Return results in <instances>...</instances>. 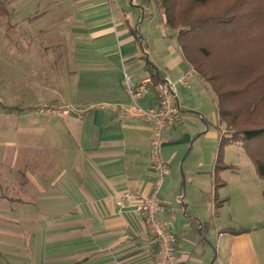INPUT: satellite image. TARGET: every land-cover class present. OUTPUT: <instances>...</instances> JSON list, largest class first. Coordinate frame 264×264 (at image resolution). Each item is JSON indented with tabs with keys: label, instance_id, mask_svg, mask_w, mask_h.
I'll return each mask as SVG.
<instances>
[{
	"label": "crops",
	"instance_id": "0c3cea01",
	"mask_svg": "<svg viewBox=\"0 0 264 264\" xmlns=\"http://www.w3.org/2000/svg\"><path fill=\"white\" fill-rule=\"evenodd\" d=\"M36 5L37 21L47 23L31 37L47 42L55 65L31 77L28 94L16 88V104L0 101L23 121L0 140V264L153 263L156 248L134 205L115 203L125 191L148 194L156 180L151 122L123 113L132 104L125 82L149 76L146 60L173 85L181 111L161 135L169 173L157 192L158 218L173 222L178 263L264 264L255 210L248 224L227 215V202L215 211L214 196L226 197L215 180L226 184L236 174L244 196L243 177L215 171L224 131L216 97L185 61L163 16L156 19L141 0ZM137 103L152 106L154 89ZM48 104L73 112L59 118L36 110ZM229 227L249 231L222 230Z\"/></svg>",
	"mask_w": 264,
	"mask_h": 264
},
{
	"label": "trees",
	"instance_id": "16d2710c",
	"mask_svg": "<svg viewBox=\"0 0 264 264\" xmlns=\"http://www.w3.org/2000/svg\"><path fill=\"white\" fill-rule=\"evenodd\" d=\"M9 0H0V10ZM153 1L173 32L185 61L216 97L217 113L224 123L215 171L236 170L224 164L220 148L240 143L257 175L264 180V0H141ZM145 10V9H144ZM145 68L153 83L161 80L152 64ZM225 185L215 180V187ZM215 211L228 197L214 196ZM231 234L246 227L222 229Z\"/></svg>",
	"mask_w": 264,
	"mask_h": 264
},
{
	"label": "rangeland",
	"instance_id": "374dc122",
	"mask_svg": "<svg viewBox=\"0 0 264 264\" xmlns=\"http://www.w3.org/2000/svg\"><path fill=\"white\" fill-rule=\"evenodd\" d=\"M40 0H9L0 10V101L16 104L14 99L15 90L28 94L29 83L36 73L38 77H44L42 72L48 71L47 65L51 63L49 49L45 51L46 41L42 37H31L39 27V24L47 21H37L36 8ZM148 11L156 19L161 12L153 1L148 3ZM52 20V19H51ZM19 32L23 33L18 38ZM177 48V46H175ZM178 50V48H177ZM19 104V103H17ZM11 109V110H10ZM6 109L0 102V140L5 136L13 137L15 126L22 122L18 117V110L13 106ZM32 111L24 109V113ZM213 113L211 104L208 109ZM224 129V123H223ZM220 158L236 166L243 185H245V195L238 192L236 174H230L227 183L223 186L222 194L228 197L227 215H235L248 224L250 222V211L255 210L260 217L258 224L259 238L264 244V180L260 178L255 170L254 163L238 142L224 143L220 148ZM225 155V157H224ZM245 203V205H243ZM230 216V217H231ZM229 217V216H228Z\"/></svg>",
	"mask_w": 264,
	"mask_h": 264
},
{
	"label": "built area",
	"instance_id": "2783aa9c",
	"mask_svg": "<svg viewBox=\"0 0 264 264\" xmlns=\"http://www.w3.org/2000/svg\"><path fill=\"white\" fill-rule=\"evenodd\" d=\"M125 85L132 104L124 108L123 113L151 122V158L156 172V180L148 194L135 197L130 192L125 191L115 196V203L120 209L134 205L135 211L141 217L156 248L152 264H179L173 222L171 219H160L157 216L159 210L157 192L169 173L168 165L160 158L159 144L164 129L179 123L181 120L177 97L171 83L159 81L154 84L150 75L137 85H131L128 82H125ZM151 89H154L155 103L148 108L142 107L137 103V100L149 94ZM36 110L44 115L59 118L69 116L73 112L70 106L58 104L41 105Z\"/></svg>",
	"mask_w": 264,
	"mask_h": 264
},
{
	"label": "water",
	"instance_id": "95a60500",
	"mask_svg": "<svg viewBox=\"0 0 264 264\" xmlns=\"http://www.w3.org/2000/svg\"><path fill=\"white\" fill-rule=\"evenodd\" d=\"M141 8V10H143V8L142 7H140ZM141 17H143V15L141 14Z\"/></svg>",
	"mask_w": 264,
	"mask_h": 264
}]
</instances>
